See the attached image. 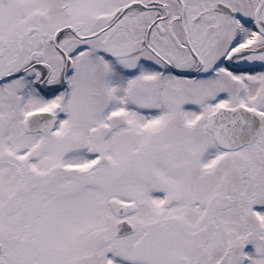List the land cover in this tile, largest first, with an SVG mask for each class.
<instances>
[{
  "label": "snow or ice",
  "instance_id": "6c2138e0",
  "mask_svg": "<svg viewBox=\"0 0 264 264\" xmlns=\"http://www.w3.org/2000/svg\"><path fill=\"white\" fill-rule=\"evenodd\" d=\"M0 264H264V0H0Z\"/></svg>",
  "mask_w": 264,
  "mask_h": 264
}]
</instances>
